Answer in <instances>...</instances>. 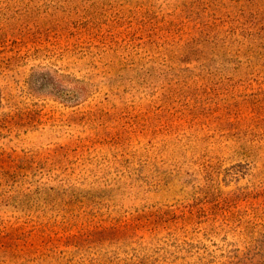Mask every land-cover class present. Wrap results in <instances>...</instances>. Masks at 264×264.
I'll use <instances>...</instances> for the list:
<instances>
[{
	"label": "rangeland",
	"instance_id": "rangeland-1",
	"mask_svg": "<svg viewBox=\"0 0 264 264\" xmlns=\"http://www.w3.org/2000/svg\"><path fill=\"white\" fill-rule=\"evenodd\" d=\"M0 264H264V0H0Z\"/></svg>",
	"mask_w": 264,
	"mask_h": 264
}]
</instances>
